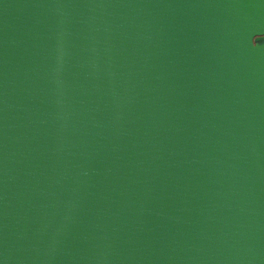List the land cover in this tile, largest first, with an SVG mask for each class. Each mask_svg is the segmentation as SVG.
<instances>
[{"label":"water","instance_id":"obj_1","mask_svg":"<svg viewBox=\"0 0 264 264\" xmlns=\"http://www.w3.org/2000/svg\"><path fill=\"white\" fill-rule=\"evenodd\" d=\"M0 264H264V0H0Z\"/></svg>","mask_w":264,"mask_h":264}]
</instances>
